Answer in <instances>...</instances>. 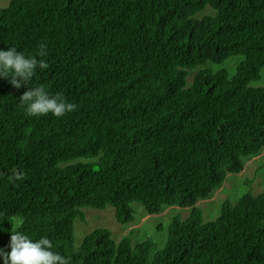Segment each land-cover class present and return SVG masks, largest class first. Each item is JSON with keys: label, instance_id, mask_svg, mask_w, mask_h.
<instances>
[{"label": "trees", "instance_id": "16d2710c", "mask_svg": "<svg viewBox=\"0 0 264 264\" xmlns=\"http://www.w3.org/2000/svg\"><path fill=\"white\" fill-rule=\"evenodd\" d=\"M207 8L214 14L198 18ZM41 43L48 67L29 86L76 108L29 117L19 100L29 86L0 79V248L10 251L13 227L47 236L69 264H264V192L225 201L215 221L197 206L264 151V83L255 85L264 0H9L0 8V49L38 57ZM234 56L243 60L232 76L207 67ZM133 204L150 215L190 213L172 219L161 249L131 234L117 241L103 227L75 246L85 209L113 207L127 226Z\"/></svg>", "mask_w": 264, "mask_h": 264}, {"label": "rangeland", "instance_id": "374dc122", "mask_svg": "<svg viewBox=\"0 0 264 264\" xmlns=\"http://www.w3.org/2000/svg\"><path fill=\"white\" fill-rule=\"evenodd\" d=\"M9 0H0V8L8 6ZM214 11L207 8L197 17L203 18L206 15H212ZM243 56H234L222 65L208 64V68L215 70L227 69L230 75L236 73L237 67L242 62ZM202 68L191 71L188 78L189 85L193 82L195 74ZM264 83L263 79L255 85ZM93 163L92 161H88ZM258 195L264 192V151L259 156L246 162L244 170L240 174L229 175L221 189H219L212 198L202 200L197 206L203 210V219L205 222L215 221L221 213V207L227 200L236 202L246 193ZM137 211L136 222L132 225H121L115 216V208L107 207L105 210L85 209V221L77 220L75 222V246L79 247L86 235L95 228H108L115 240H120L123 236L131 234L134 243L150 239L158 244L159 249L163 248L168 229L175 216L185 219L189 209H180L178 207L167 208L163 213L150 215L140 204H133ZM163 227V230L160 229Z\"/></svg>", "mask_w": 264, "mask_h": 264}, {"label": "clouds", "instance_id": "9594fccd", "mask_svg": "<svg viewBox=\"0 0 264 264\" xmlns=\"http://www.w3.org/2000/svg\"><path fill=\"white\" fill-rule=\"evenodd\" d=\"M47 55V45H38V57L26 55L15 46L7 50L0 49V79L8 80L15 88L29 86L37 68L48 67L43 57ZM24 111L29 117L51 115L62 118L75 110L76 105L68 101L62 93H49L45 86L30 87L19 98ZM13 226V223L10 222ZM20 223V221H17ZM10 251L0 248L2 264H69L66 256L53 251V243L47 236L32 239L23 231H11Z\"/></svg>", "mask_w": 264, "mask_h": 264}]
</instances>
